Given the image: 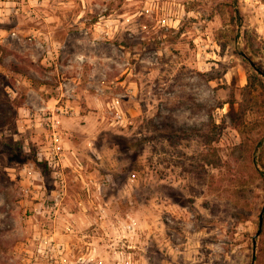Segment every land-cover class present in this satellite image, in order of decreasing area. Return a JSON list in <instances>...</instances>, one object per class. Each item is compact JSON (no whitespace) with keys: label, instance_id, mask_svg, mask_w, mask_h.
Here are the masks:
<instances>
[{"label":"rangeland","instance_id":"374dc122","mask_svg":"<svg viewBox=\"0 0 264 264\" xmlns=\"http://www.w3.org/2000/svg\"><path fill=\"white\" fill-rule=\"evenodd\" d=\"M4 3L0 264H264V0Z\"/></svg>","mask_w":264,"mask_h":264},{"label":"built area","instance_id":"2783aa9c","mask_svg":"<svg viewBox=\"0 0 264 264\" xmlns=\"http://www.w3.org/2000/svg\"><path fill=\"white\" fill-rule=\"evenodd\" d=\"M40 110L43 111V109ZM116 118L122 120L120 114H117ZM39 160L45 162L47 167L51 170L53 178L59 183L62 189H65L63 169L64 153L59 138L56 136L55 132L53 133V137L48 146L45 148L44 153L42 155L39 154Z\"/></svg>","mask_w":264,"mask_h":264},{"label":"water","instance_id":"95a60500","mask_svg":"<svg viewBox=\"0 0 264 264\" xmlns=\"http://www.w3.org/2000/svg\"><path fill=\"white\" fill-rule=\"evenodd\" d=\"M263 212H264V205H263V207L261 209V212L259 214V229H258L256 235H258L260 233V231H261V227H262V214H263Z\"/></svg>","mask_w":264,"mask_h":264},{"label":"crops","instance_id":"0c3cea01","mask_svg":"<svg viewBox=\"0 0 264 264\" xmlns=\"http://www.w3.org/2000/svg\"><path fill=\"white\" fill-rule=\"evenodd\" d=\"M5 3H4V0H0V21L2 20V19H4V16H3V12H4V8H3V5H4ZM39 193V192H38Z\"/></svg>","mask_w":264,"mask_h":264},{"label":"trees","instance_id":"16d2710c","mask_svg":"<svg viewBox=\"0 0 264 264\" xmlns=\"http://www.w3.org/2000/svg\"><path fill=\"white\" fill-rule=\"evenodd\" d=\"M20 106H18V108H19Z\"/></svg>","mask_w":264,"mask_h":264}]
</instances>
